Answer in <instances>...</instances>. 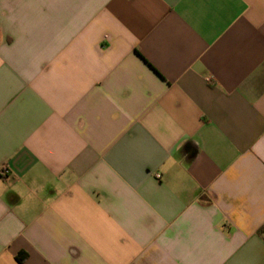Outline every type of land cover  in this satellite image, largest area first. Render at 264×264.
Instances as JSON below:
<instances>
[{"label":"crops","instance_id":"0c3cea01","mask_svg":"<svg viewBox=\"0 0 264 264\" xmlns=\"http://www.w3.org/2000/svg\"><path fill=\"white\" fill-rule=\"evenodd\" d=\"M2 169L0 264H264V0H0Z\"/></svg>","mask_w":264,"mask_h":264},{"label":"clouds","instance_id":"9594fccd","mask_svg":"<svg viewBox=\"0 0 264 264\" xmlns=\"http://www.w3.org/2000/svg\"><path fill=\"white\" fill-rule=\"evenodd\" d=\"M175 163V161H173L171 158H169L168 162L165 164V168H167L169 165Z\"/></svg>","mask_w":264,"mask_h":264},{"label":"built area","instance_id":"2783aa9c","mask_svg":"<svg viewBox=\"0 0 264 264\" xmlns=\"http://www.w3.org/2000/svg\"><path fill=\"white\" fill-rule=\"evenodd\" d=\"M0 174H1L2 176L8 175V170H6V169H2L1 172H0Z\"/></svg>","mask_w":264,"mask_h":264}]
</instances>
